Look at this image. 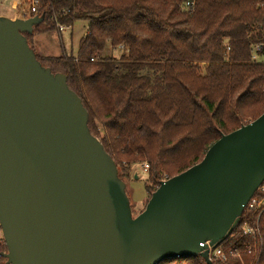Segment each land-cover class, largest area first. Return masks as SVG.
Here are the masks:
<instances>
[{
    "label": "water",
    "instance_id": "95a60500",
    "mask_svg": "<svg viewBox=\"0 0 264 264\" xmlns=\"http://www.w3.org/2000/svg\"><path fill=\"white\" fill-rule=\"evenodd\" d=\"M44 15L0 16V228L7 264H161L231 236L264 184V113L162 180L133 215L118 164L65 73L30 46ZM138 177V175H136Z\"/></svg>",
    "mask_w": 264,
    "mask_h": 264
},
{
    "label": "trees",
    "instance_id": "16d2710c",
    "mask_svg": "<svg viewBox=\"0 0 264 264\" xmlns=\"http://www.w3.org/2000/svg\"><path fill=\"white\" fill-rule=\"evenodd\" d=\"M35 15L45 20L29 41L87 23L76 54L62 44L59 56L36 55L66 74L118 168L147 164L152 186L264 113V0H39ZM245 223L255 234H243ZM225 245L240 257L212 264H264V209L245 210ZM6 249L1 239L0 261Z\"/></svg>",
    "mask_w": 264,
    "mask_h": 264
},
{
    "label": "rangeland",
    "instance_id": "374dc122",
    "mask_svg": "<svg viewBox=\"0 0 264 264\" xmlns=\"http://www.w3.org/2000/svg\"><path fill=\"white\" fill-rule=\"evenodd\" d=\"M32 2L33 0H0V16L12 18L18 15L22 16V18H29ZM86 28L87 23L85 21H77L74 27H67L64 31L53 30L44 34L35 35L30 38L29 43L36 54L42 58L61 55L62 44L68 54H76L79 48V42ZM122 50L123 49L120 48L111 53L120 56ZM119 175L126 183V191L130 199L133 215L137 216L146 208L153 192L156 191L155 189H157L160 184L151 185L148 171L144 169L143 164L133 165L128 170L119 168ZM136 175H138V177H136ZM149 185L152 186V189L148 188ZM1 239L4 241L2 229L0 228V240ZM5 251H7V249ZM169 261L170 260L166 262ZM0 264H7V260L0 261Z\"/></svg>",
    "mask_w": 264,
    "mask_h": 264
},
{
    "label": "built area",
    "instance_id": "2783aa9c",
    "mask_svg": "<svg viewBox=\"0 0 264 264\" xmlns=\"http://www.w3.org/2000/svg\"><path fill=\"white\" fill-rule=\"evenodd\" d=\"M39 4V0H33L32 5H31V12L32 13H36L37 12V7ZM59 31H64L67 27L60 25L58 26ZM148 165H144V169L147 170L148 169ZM263 210L264 209V184L258 189V191L255 193V195L251 198V200L249 201V203L247 204V207L245 210ZM242 231L243 234L245 235H253L255 234V229L251 228L249 225H247L246 223L243 224L242 226ZM227 240V239H226ZM224 240L221 244H219L218 246H212L210 245V242H206V244L208 245V249H209V257L211 259L212 262L214 261H220V262H226L228 261L229 257H240V254L235 251L234 249H227L226 245H225V241Z\"/></svg>",
    "mask_w": 264,
    "mask_h": 264
},
{
    "label": "crops",
    "instance_id": "0c3cea01",
    "mask_svg": "<svg viewBox=\"0 0 264 264\" xmlns=\"http://www.w3.org/2000/svg\"><path fill=\"white\" fill-rule=\"evenodd\" d=\"M20 17L22 18V16L16 15V16H13L12 18L15 19V18H20Z\"/></svg>",
    "mask_w": 264,
    "mask_h": 264
}]
</instances>
